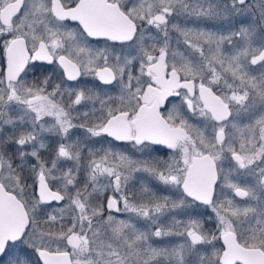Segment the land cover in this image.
<instances>
[{
	"label": "snow or ice",
	"instance_id": "6c2138e0",
	"mask_svg": "<svg viewBox=\"0 0 264 264\" xmlns=\"http://www.w3.org/2000/svg\"><path fill=\"white\" fill-rule=\"evenodd\" d=\"M0 264H264V0H0Z\"/></svg>",
	"mask_w": 264,
	"mask_h": 264
}]
</instances>
